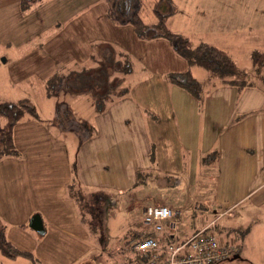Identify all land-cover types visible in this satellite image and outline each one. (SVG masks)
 Wrapping results in <instances>:
<instances>
[{
	"label": "crops",
	"instance_id": "obj_1",
	"mask_svg": "<svg viewBox=\"0 0 264 264\" xmlns=\"http://www.w3.org/2000/svg\"><path fill=\"white\" fill-rule=\"evenodd\" d=\"M43 1L28 10H22L21 0H0V41L7 46H12L15 42L21 47L28 38L38 37L44 28H50L56 34L60 19L72 23L81 18L83 23L88 19L81 13H87L86 10L93 7L98 0H79L77 6H61V9L55 12L58 15L63 13L62 18L57 15L50 16L47 24L40 23V20L46 19L45 13L43 18L34 16L33 20L27 22V26L21 25L15 19L16 14L33 11ZM175 3L177 4V0ZM234 9L226 7V15L232 14ZM239 10L245 11L244 8ZM218 11V7H201L198 12L195 9L193 12L200 15V18L194 19L192 26L199 22L205 23L195 29L198 31L196 33L208 35L222 46L215 42L209 43L227 49V46H232L236 40L233 37V29L236 28L232 16L218 17ZM117 24L128 30L129 24ZM188 24L191 26L192 22L188 21ZM212 24L219 25V31L214 35L202 31ZM9 32L11 34L8 36ZM187 33L184 31L183 34L191 38ZM143 40L141 41L151 44L157 39ZM39 43L41 45V41ZM120 52L115 55L117 62L121 63L127 56L136 57L139 62L136 68L132 62V69L127 74L121 72L120 67L117 69L120 74L115 76L123 77V83L128 86L126 94L109 100L105 108L99 107V111L92 117H86L80 112L83 103L77 94H72L69 96L71 99L66 102L78 118L85 123L90 121L93 128H84V122L76 131L61 128L59 125V129L70 135L77 144L79 143L77 147H80L78 159L72 160L68 169L70 178L63 179L66 196L75 200L80 219L82 222L85 219L81 200H89V203L85 204L86 212L95 211L92 204L100 207L99 212L93 213L92 217L108 225L111 219L107 218V209L115 207L117 213L112 215V219L116 225L119 222L117 219H120L119 230L123 233L117 242L119 248L121 239L145 234L141 219L143 205L185 207L175 237L184 239L191 236L213 220L215 227L219 225L216 230L223 243L230 239L239 243L237 236L232 232V229L241 225L237 223V218L250 220L264 208V83L257 81L254 85L239 89L234 85L212 80L205 86L201 97H195L169 82L167 78L171 71H184L186 68L153 71L147 69L144 61L140 62V57L128 49L123 48ZM122 53L125 55L124 59L120 58ZM150 57L146 56V59ZM92 59L91 56L89 60ZM74 61L77 63L76 59L70 60L65 70H77V64L71 65ZM93 65L95 66L84 64L83 68L99 66L97 62ZM197 68L198 66H194L191 70L198 78ZM113 72L117 73L116 70ZM201 75L209 77L208 72ZM43 82L45 96L54 100L55 96L46 95V81ZM87 98V104L96 108L94 98ZM37 107L38 110L41 109ZM49 108V117L56 118L57 105L49 104ZM24 119L30 120V117L22 118ZM67 134H58L57 139L62 142L63 137H68ZM19 154L21 153L0 158V219L3 218L8 225L10 223L26 230L30 226V219L37 213L42 216L43 224L44 220L48 222L52 219L42 208H28L26 184L32 180L27 176L31 168H27L25 161L20 163ZM59 167L64 173L62 166ZM58 168L54 170L59 173ZM37 170L38 172L34 173L40 177L42 170ZM107 174H113L112 182H106ZM203 174L208 176L207 179ZM71 188L79 192L78 196L74 195ZM202 190L206 192L203 193ZM212 203L217 207L214 218L209 219V222L204 220L200 224H196L195 219H192L190 232L183 228L186 218L192 214L187 211L188 207L203 206L204 211ZM240 206H245L246 209L235 210V207ZM226 212H229V217L222 215ZM260 227H264V224ZM153 234L158 239L162 238L161 234ZM6 236L15 242L8 235L7 228ZM104 240L108 241L104 245L114 247H110L112 241L107 238ZM15 244L20 247L17 242ZM240 246L242 252L244 246Z\"/></svg>",
	"mask_w": 264,
	"mask_h": 264
},
{
	"label": "rangeland",
	"instance_id": "obj_2",
	"mask_svg": "<svg viewBox=\"0 0 264 264\" xmlns=\"http://www.w3.org/2000/svg\"><path fill=\"white\" fill-rule=\"evenodd\" d=\"M143 2V18L149 24L155 23L157 19L152 10L155 0H143ZM78 4L79 0H44L33 11L26 13L21 11L22 14H16L14 17L21 25L27 26V22L30 19L33 20L34 16L43 18L45 13L46 19L40 20V23L47 24L50 16L57 15L58 18H62L63 13L58 15L55 12L60 10L61 6L67 8ZM111 6L112 0H98L93 4V7L86 10L87 13H81L88 20H84L82 23L81 18H79L70 23L60 19L57 23L59 27L56 34L53 33L52 29L44 28L38 37L28 38L21 47H18L15 42L12 46H7L0 41V102H18L26 98L29 102L37 104L36 107L41 108L38 117L26 116L30 117V120L21 119L14 125L13 137L15 149L21 153L19 154L20 163L25 161L27 168H31L27 176L32 180L26 184L28 208H42L52 219L48 222L44 220L43 232L37 231L31 226L23 230L22 227L12 226L10 223L8 225L3 218L0 219V224L6 226L10 238L17 242L22 249L33 252L35 257V261H32L26 258L11 259L0 255V264H120L123 262L122 257L125 255L117 251V242L119 237L123 236L119 230L121 222L118 218L117 221L119 222L116 225L112 219V215L117 213L115 207L111 206L108 209L109 213L105 212L108 213L107 218L111 219L109 226L106 222L102 223L100 220L92 219L93 213L99 212L100 207L92 204V209L95 211L93 213L92 211L86 212L84 206L89 203V200H81L83 201L81 208L85 218L82 222L75 200L66 196V186L63 185V179L66 180L65 177L70 178L68 169L71 166V161L78 159V148L80 147H77L79 144L77 141L59 129L60 126L56 118L49 117L51 111L49 104L58 105L60 101L70 100L69 96L72 94H77L83 103L80 112L86 117H92L94 113L99 111L98 105H96V109L87 104L89 102L87 97H92L87 91L90 82L86 85L83 79H91L86 76L87 73L84 72L83 67L85 66L83 65L95 66L93 65L95 62H92L94 59H89L96 54L97 59L103 60L106 57L103 50L106 48L115 53L114 60L119 54L118 52L126 48L135 56L140 57V62L144 61L147 69L153 71L186 68L185 71L190 66L186 59L177 52L175 43L171 40L155 38L157 39L155 42L148 44L141 41L142 39L136 34L132 25H128V30L122 28L120 24H117L119 23L118 20L113 18L114 14L110 11ZM201 7L208 9L218 7V13H220L218 17H233L234 28H236L233 29V37L236 40L232 46L222 49L227 50L233 58L235 57L236 59H234L240 67L246 68L250 79L258 80L257 73L252 68L251 57L252 51L264 50V0H177V13L169 18V28L179 33L188 32L187 34H190L191 38L195 40H209L208 42H215L222 46L221 43L208 35L196 33L198 31L195 29L205 23L199 22L195 24L196 26H192L193 20L200 18V15L193 11L196 9L198 12ZM226 7L235 8L229 16L226 15ZM242 8L245 11L239 10ZM188 21L192 22L191 26H189ZM120 23L127 24L121 21ZM218 28V24H212V26L203 28L202 31L214 35L216 31H219ZM10 34L9 32L8 36ZM194 34L200 36L197 37ZM239 34L240 36H237ZM131 35L137 40L132 39ZM195 40H193L195 43L201 42ZM106 43L109 46H106ZM122 55L120 58L124 59ZM146 56L151 57L146 59ZM135 58L131 57L130 59L136 68L139 62ZM72 59H76L77 63L74 61L71 65L77 64L78 69H74V71L65 70V66ZM115 66L117 69L120 67V63L116 60ZM197 69L198 78L206 86L209 77L201 75L204 72L207 73L206 70L201 67ZM119 71L116 70L117 73L113 72V74L116 75ZM56 73L61 76L65 75V78L69 76L67 83L63 80V87L65 88L66 84H69L72 90L70 89L68 93L62 90L60 94L55 96L54 100H51L45 96L43 81H47L50 76ZM262 73L264 74V70ZM111 76L109 78L113 79ZM76 77L77 79H75ZM123 88L127 89L128 86L122 82L117 90ZM116 93L118 92L116 91ZM115 97L113 91L108 93L100 105L102 106L104 101L108 102ZM90 124L89 121V130H92L93 127ZM62 133L67 134L68 137H63L64 139L60 142L57 135ZM61 154L62 157L59 156ZM58 166H62L64 173ZM36 167L42 170L40 177L34 173L38 172ZM56 167L59 169V173L54 170ZM203 176L205 175L203 174ZM207 177L205 176L206 179ZM105 178L107 183L112 182L113 174H107ZM204 181L207 184L205 179ZM202 192L205 193L206 191L202 190ZM73 193L75 196L79 194L75 188ZM209 206L204 211L198 207H188L189 210L187 211L192 214L186 218L183 228L190 232L192 231V219H195L196 224H200L204 220L209 222V219L214 218L217 207L213 203ZM242 208L246 209L245 206H240L235 207V210ZM193 213H196L197 216L194 217ZM227 214L229 215V212L222 215ZM228 215L227 217H229ZM246 220V218H237V223L241 225L235 232L237 241L244 246L243 251L236 256L222 260L220 264H264V227H260L264 224V208H261V213L250 220ZM105 238L110 242L112 241L110 247H114L109 248V246L104 245L105 242H108L104 240ZM118 258L119 262L115 261Z\"/></svg>",
	"mask_w": 264,
	"mask_h": 264
},
{
	"label": "trees",
	"instance_id": "obj_3",
	"mask_svg": "<svg viewBox=\"0 0 264 264\" xmlns=\"http://www.w3.org/2000/svg\"><path fill=\"white\" fill-rule=\"evenodd\" d=\"M42 1L43 0H21V8L22 10H28L36 4L41 3ZM143 3V0H112V8H110V11H112V13L114 14L113 17L115 18L116 16V19L119 22L121 21L132 25L136 34L144 40L166 38L175 43L177 52L186 59L190 67L185 71H171L167 75V78L172 84L183 88L195 97H201V93L205 88V83L197 78L191 70V67L194 66L204 68L209 73V80L207 81V84H209V82L211 83L212 79L215 78H218L221 83L231 84L238 87L239 89H242L249 85H254L258 80L264 83V74L262 73L264 70V50L252 51L251 59L253 63V70L257 73L258 78V80H252L250 79L251 77L246 68L240 67L227 50H224L206 41L195 43L193 39H191L187 35L176 32L169 28L168 20L177 12L175 0H155L152 10L157 20L152 24L147 23L143 18ZM106 46L109 45L106 44ZM104 52L106 57L103 60H100V58L97 59L96 56H93V59L99 65L97 68H89L85 69L84 71L85 73H87L86 76H89L91 80L87 78L83 79V82L86 85L90 82L87 91L91 93L92 97L94 98L95 104L102 109L105 108L107 102L104 101L102 106L100 105V102H102V99H104L108 93H111L113 91L116 97H121L126 94L125 88L117 90V87H119L121 83L124 82V78L113 75V71L117 70L114 60L115 53L108 51V48H106V50H103V53ZM122 56L125 55L123 54ZM118 63H120V61H118ZM120 68L125 74L131 71L132 61L128 56L121 61ZM110 75H112L111 77H113V79L109 78ZM67 77L69 76H66L65 78V75L61 76L58 73L50 76L45 83L46 95L48 97L57 96L61 93L62 90L63 92L68 93V91L71 89L69 84H66L65 88L63 87V80H65L66 83L68 82ZM75 79H77V77ZM116 91L118 93H116ZM56 113L57 123L61 126V128L64 129H72L76 131L78 128H81L80 125H82V123L84 122L82 119L76 116L75 112L71 109L66 101H60V103L57 105ZM26 116H39V110L36 105L29 102L26 98H23L18 102H0V158L5 155L18 154V151L15 149L13 137L14 125ZM84 124V128L89 130L88 122L86 121V123L84 122ZM71 191L73 192L74 189L71 188ZM85 208L87 209V206H84V209ZM173 208H179L183 210L185 207ZM202 208L204 209L203 206L198 207V209H200L201 211L203 210ZM193 214L196 215V213ZM216 227L219 228V225H217ZM216 227L214 224L218 240L222 245L230 246L231 244H234L237 246L234 251H231L228 259L231 256L240 254V244L237 243L235 239H230L223 243L219 238ZM142 229L143 231L145 230L143 225ZM237 230L238 227L236 229H232V232L236 234L235 232ZM150 234L153 233L150 232ZM157 234L163 235L162 233ZM144 236L145 234H136L131 236L130 238L127 237V239L125 240H130L132 238H142ZM186 238L187 237H185L184 239ZM161 239L158 240L161 241ZM184 239L179 238V240ZM162 241L161 243H163ZM0 255H2V257L11 259L26 258L35 261L33 252L18 247L6 236V226L4 224H0ZM138 256L139 255L134 254L128 257H122L123 262L121 261L122 263L120 264H130L134 260H136ZM118 260L119 258L115 259V261L119 262ZM220 263L221 262L205 264Z\"/></svg>",
	"mask_w": 264,
	"mask_h": 264
},
{
	"label": "built area",
	"instance_id": "obj_4",
	"mask_svg": "<svg viewBox=\"0 0 264 264\" xmlns=\"http://www.w3.org/2000/svg\"><path fill=\"white\" fill-rule=\"evenodd\" d=\"M183 210L168 205L142 206V225L145 236L121 239L118 251L125 255H139L130 264H205L227 259L237 246L222 245L214 228V221L184 240L175 237ZM152 233H162L166 244Z\"/></svg>",
	"mask_w": 264,
	"mask_h": 264
},
{
	"label": "water",
	"instance_id": "obj_5",
	"mask_svg": "<svg viewBox=\"0 0 264 264\" xmlns=\"http://www.w3.org/2000/svg\"><path fill=\"white\" fill-rule=\"evenodd\" d=\"M30 226L33 227L37 231H40V232L44 231L43 219L39 213L33 215L30 221Z\"/></svg>",
	"mask_w": 264,
	"mask_h": 264
},
{
	"label": "bare ground",
	"instance_id": "obj_6",
	"mask_svg": "<svg viewBox=\"0 0 264 264\" xmlns=\"http://www.w3.org/2000/svg\"><path fill=\"white\" fill-rule=\"evenodd\" d=\"M162 238H163L162 240L164 241V244H166V241H165V239H164L163 235H162Z\"/></svg>",
	"mask_w": 264,
	"mask_h": 264
}]
</instances>
